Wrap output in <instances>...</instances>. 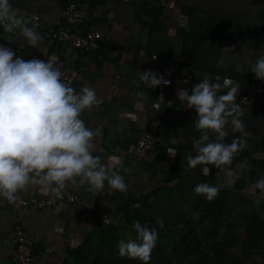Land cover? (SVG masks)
I'll use <instances>...</instances> for the list:
<instances>
[{
    "label": "crops",
    "instance_id": "0c3cea01",
    "mask_svg": "<svg viewBox=\"0 0 264 264\" xmlns=\"http://www.w3.org/2000/svg\"><path fill=\"white\" fill-rule=\"evenodd\" d=\"M70 2L84 12L75 31L102 36L99 49L93 53L62 46L64 58L78 73L70 86L76 92L83 86L95 89L100 102L84 110L81 119L99 130L93 155L124 176L128 190H112L105 182L102 193L92 194L79 178L76 183L67 182L59 196L28 185L18 191V197L33 195L52 199L54 204L41 211L24 209L19 214L0 196V264H13V231L18 221L31 245L32 264H132L119 256L117 245L91 212L58 200L66 194L100 205L119 241L136 238V220L155 228L161 241L165 237L162 230L171 229L174 223L171 233L175 239L193 238L191 227L181 222L183 214L201 209L217 214L213 200L194 192L199 183L220 188L214 200L221 201L229 212L218 214L229 220L247 217L249 223L243 226L238 222L239 228L250 227L255 215L264 213V196L259 190L253 194L255 182L264 175V111L240 106L239 97L243 84L255 76L249 66L264 54V0H177L171 10L162 9L158 0H10L24 16L37 15L44 24L59 18ZM34 28L42 37L37 47L18 29L16 42L22 50L17 56L25 60L57 57L48 34ZM152 55L164 58L158 74L171 82L168 86L153 88L139 80L138 72L153 71ZM204 77L220 83L228 78L239 84L235 104L244 112L241 119L245 128L233 131L232 117H228L222 141L231 143L240 138L246 142L230 166L233 177L225 170L228 166L209 164L193 169L186 165V154H195L192 141L200 132L193 127L195 110L176 93L187 88L191 94L192 85ZM228 90L222 88L220 94ZM155 119L160 122L159 139L147 158L137 162L132 158L136 139ZM209 137L215 140L216 134L209 132ZM169 147L176 149L175 157L166 153ZM109 157L118 158L119 163ZM244 162L248 167H241ZM205 167L210 169L207 175Z\"/></svg>",
    "mask_w": 264,
    "mask_h": 264
},
{
    "label": "clouds",
    "instance_id": "9594fccd",
    "mask_svg": "<svg viewBox=\"0 0 264 264\" xmlns=\"http://www.w3.org/2000/svg\"><path fill=\"white\" fill-rule=\"evenodd\" d=\"M0 27L6 32L19 29L20 35L33 47L42 39L34 27L27 26L24 13L14 8L10 0H0ZM56 61L54 55L47 60H25L0 45V196L9 203H14L18 191L28 185L41 186L42 191L50 190L59 196L66 183H76L77 178L92 194L102 193L105 182L112 190L121 193L128 190L124 176L113 166L102 163L99 155H93L99 130L81 119L84 110L100 102L95 89L83 86L76 92L61 79ZM249 70L256 79L264 80V54ZM137 75L141 82L153 88L171 83L149 70ZM222 88L229 90L220 94ZM238 88L239 84L228 78L220 83L204 77L192 85L191 94L187 88L177 90L178 99L195 110L193 127L200 132L199 138L192 141L195 154H186L188 168L209 164L217 168L228 166L225 168L228 176L235 175L230 166L246 142L240 138L231 143L222 141L228 117H232L233 131L243 132L245 128L241 119L244 112L235 104ZM209 132L216 134L215 140L210 139ZM166 153L175 157L176 149L169 147ZM109 160L119 163L116 157ZM241 167H248L247 162ZM203 172L207 175L210 169L205 167ZM256 190L264 196V175L255 182L253 194ZM219 191L218 186L208 183H199L194 188L197 195H203L209 202ZM256 203L260 204L259 197ZM160 226L163 227L162 222ZM134 229L135 239L118 242L119 256L148 264L158 232L142 226L139 220L134 221Z\"/></svg>",
    "mask_w": 264,
    "mask_h": 264
},
{
    "label": "built area",
    "instance_id": "2783aa9c",
    "mask_svg": "<svg viewBox=\"0 0 264 264\" xmlns=\"http://www.w3.org/2000/svg\"><path fill=\"white\" fill-rule=\"evenodd\" d=\"M176 1L177 0H158V3L162 9L171 10L175 7ZM24 19L27 22V26L38 27L48 34L57 54L56 67L62 73L61 79L69 86L72 85L77 80L78 73L72 62L64 58V53L61 49L62 46L69 45L81 53H93L100 47L102 39L101 34L98 32L78 34L75 31V28L79 26L84 19V12L72 2L65 4L59 18L48 24H44L37 15H32L30 17L24 16ZM1 28L2 27H0V45L10 48L17 56L22 50V46L16 42L18 29L15 32L5 31V33H3ZM150 61L153 72L158 73L164 62V58L162 56L152 55ZM215 79L218 78L215 77ZM224 80L225 79L222 80V83ZM239 105L264 111V80H258L254 76L244 83L239 97ZM227 122H229V119H227ZM159 131L160 122L155 119L138 135L132 152V158L135 161H143L154 150L159 139ZM58 200L66 204L78 205L81 209L91 212L94 221L102 227L110 225V219L107 213L94 201L83 200L75 194H66ZM5 201L16 214H19V212L24 209L41 211L54 204V200L52 199H42L33 195L26 198L17 196L14 203H9L6 199ZM13 242V264H32L33 255L31 245L19 221L14 227Z\"/></svg>",
    "mask_w": 264,
    "mask_h": 264
},
{
    "label": "rangeland",
    "instance_id": "374dc122",
    "mask_svg": "<svg viewBox=\"0 0 264 264\" xmlns=\"http://www.w3.org/2000/svg\"><path fill=\"white\" fill-rule=\"evenodd\" d=\"M181 222L191 227L189 232L194 237L175 239L171 232L176 224H171V229L162 230L165 237L163 241L158 237L148 264H264V233L253 235L251 231L252 243L249 244L248 230L239 228L238 222L243 226L249 223L247 217L229 220L223 214L206 213L201 209L185 212ZM129 261L143 264L139 259Z\"/></svg>",
    "mask_w": 264,
    "mask_h": 264
},
{
    "label": "trees",
    "instance_id": "16d2710c",
    "mask_svg": "<svg viewBox=\"0 0 264 264\" xmlns=\"http://www.w3.org/2000/svg\"><path fill=\"white\" fill-rule=\"evenodd\" d=\"M213 204H215L216 206V212L217 213H221V211H224V212H229L228 209L222 204L221 201H218L217 199L216 200H213L212 201ZM264 213H258L255 215L254 219H253V222L251 224L250 227H247L245 228V232L247 231V234H248V239H249V244L252 243V238H251V231H252V234L253 235H256V234H263L264 233V216L262 215ZM101 229H104V233L107 237H110L112 242L115 244V245H118V242L119 240H115V237H114V230L109 226H106V227H102ZM261 236V235H260ZM264 238V237H262ZM256 244H259V241H254ZM248 243V242H246ZM248 244V245H249ZM248 245L246 247H248Z\"/></svg>",
    "mask_w": 264,
    "mask_h": 264
}]
</instances>
